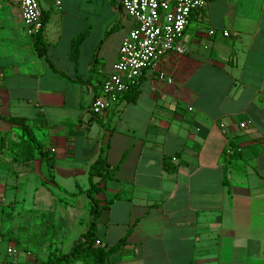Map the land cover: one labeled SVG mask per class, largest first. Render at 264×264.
<instances>
[{
	"label": "crops",
	"instance_id": "crops-1",
	"mask_svg": "<svg viewBox=\"0 0 264 264\" xmlns=\"http://www.w3.org/2000/svg\"><path fill=\"white\" fill-rule=\"evenodd\" d=\"M39 1L38 47L14 0L0 4L1 208L14 213L26 199L24 215L59 206L66 228L51 249L68 253L84 234L73 237L78 227L91 220L89 199L77 192L89 187L88 168L103 149L114 173L98 205L112 201L95 234L106 248L126 237L108 264H264V0H205L182 36L186 52L146 69L136 98L122 97L118 110L102 116L91 102L133 19L120 0H63L60 10ZM8 117L31 126L53 158L52 180L37 152L24 161L10 150L21 132ZM230 141L239 154L225 175ZM175 155L169 174L164 160ZM43 192L55 199L35 207ZM8 214L0 212V264L10 263L8 247L20 264L45 261L46 244L27 243L25 228L13 229L24 215Z\"/></svg>",
	"mask_w": 264,
	"mask_h": 264
},
{
	"label": "built area",
	"instance_id": "built-area-1",
	"mask_svg": "<svg viewBox=\"0 0 264 264\" xmlns=\"http://www.w3.org/2000/svg\"><path fill=\"white\" fill-rule=\"evenodd\" d=\"M14 2L19 9L26 34L30 37L39 34L44 25L40 1ZM50 2L55 9L60 10L63 0ZM120 4L133 19L134 26L122 41L113 73L103 81L98 95L92 99L90 109L96 116L118 110L123 95L137 87L143 72L153 67L165 55L186 52L182 36L191 13L202 9L205 0H120ZM223 35L227 36L228 33ZM159 79H164V75L160 74ZM220 127L225 128L224 124H220ZM239 127L246 129L248 124L243 122ZM6 254L10 257L9 264H20L14 247H8Z\"/></svg>",
	"mask_w": 264,
	"mask_h": 264
},
{
	"label": "trees",
	"instance_id": "trees-1",
	"mask_svg": "<svg viewBox=\"0 0 264 264\" xmlns=\"http://www.w3.org/2000/svg\"><path fill=\"white\" fill-rule=\"evenodd\" d=\"M45 22V17H43ZM39 36L40 33L35 35V47L39 46ZM82 36L76 38L71 44V58L76 59L77 47ZM134 100L137 96V88H132L128 90L123 98L128 97ZM4 121L15 125L21 132L19 142H12L11 148L17 156H20L22 160H31L34 152L41 157L44 161L50 180H52V171L54 166L53 158L48 156L46 149L42 148L41 145L36 141L30 125L26 124L23 119L20 118H2ZM230 150L229 152H227ZM239 154V147H237L232 141H230L222 152V158L225 162L224 173L228 170V165L230 160L236 159ZM177 156H173L170 159L164 160V170L171 174L175 172L176 167L173 166L171 161L176 160ZM114 169L110 168L106 154L103 149L100 150L96 160L88 168V180L89 187L82 191L78 190L77 194H85L89 199V213L91 220L88 224L87 231L76 240L68 253H61L60 250L49 249L45 261H40L37 264H108L112 254L121 249L125 242V236L121 238L114 246L106 248L98 243V239L95 234L96 230V220L100 212L112 201H107L104 206L98 205L97 196L104 192L103 184L112 177ZM73 196V194H69ZM33 217L39 220L37 224L36 231L31 233L28 238V242L33 243L35 246L39 247L44 245L50 238L55 239L58 233L66 225V220L56 211L51 208L47 211H33ZM57 221V225H53V221ZM50 246V245H49Z\"/></svg>",
	"mask_w": 264,
	"mask_h": 264
},
{
	"label": "rangeland",
	"instance_id": "rangeland-1",
	"mask_svg": "<svg viewBox=\"0 0 264 264\" xmlns=\"http://www.w3.org/2000/svg\"><path fill=\"white\" fill-rule=\"evenodd\" d=\"M0 4H2V2H1V0H0ZM3 14V11H2V9H0V16ZM13 20V19H12ZM12 24H15V22H11ZM22 44H25V43H22ZM56 192H57V190H56ZM59 192H57V194H58ZM43 198H44V202L42 203V204H40V206L39 205H37V203H35V207H38V208H43V207H46L49 203L51 204L52 202H53V199H55V196L54 197H52L51 196V194L49 193V192H43ZM58 195H60V194H58ZM29 201L30 200H28V199H26V203H25V207H23L22 209H14L15 211H14V213H13V209H9V208H1V206H0V212H1V210L4 212V214L6 215L8 212H10L11 214H8L10 217H12V219H14L15 217H16V212H17V210L18 211H20V213L22 214V215H24L23 213L26 211V207L28 206V207H30V203H29ZM59 207V206H58ZM58 207H56V213H58V214H60V211H58ZM13 214V215H12ZM61 215V214H60ZM37 219H35L33 216H31V215H28V214H25L24 216H23V220L21 219V221L18 223V224H13V229L15 228V227H17V226H21L22 228H25V232H26V235H25V238L26 239H28L29 238V235L31 234V233H33V232H35L36 231V227H37V224L39 223H37ZM53 223V225H57V221L55 220V221H53L52 222ZM66 228V225H65V227L64 228H62V230L61 231H63L64 229ZM87 228H88V225H87V227H86V225H82V227H78V229H77V233H75V235H73V237L75 238V237H77L79 234H83V233H85L86 231H87ZM60 231V232H61ZM57 238H58V236H57ZM57 238H55V239H49L45 244H46V249L48 248V249H51L52 247H53V245L55 244V240H57ZM27 243H30V242H28L27 241ZM48 245H50V246H48ZM0 252H5V247L3 246L2 247V249L0 250Z\"/></svg>",
	"mask_w": 264,
	"mask_h": 264
}]
</instances>
